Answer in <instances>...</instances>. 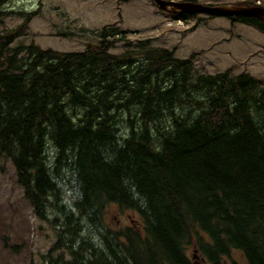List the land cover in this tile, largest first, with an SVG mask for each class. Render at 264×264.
Here are the masks:
<instances>
[{
    "label": "trees",
    "instance_id": "obj_1",
    "mask_svg": "<svg viewBox=\"0 0 264 264\" xmlns=\"http://www.w3.org/2000/svg\"><path fill=\"white\" fill-rule=\"evenodd\" d=\"M37 13L1 37L0 170L11 163L53 232L41 263L238 264L236 251L264 264V82L196 73V54L176 59L114 24L81 52L10 46ZM230 20L264 34L258 19ZM112 208L130 223L113 226Z\"/></svg>",
    "mask_w": 264,
    "mask_h": 264
},
{
    "label": "rangeland",
    "instance_id": "obj_2",
    "mask_svg": "<svg viewBox=\"0 0 264 264\" xmlns=\"http://www.w3.org/2000/svg\"><path fill=\"white\" fill-rule=\"evenodd\" d=\"M181 2L187 0H165ZM202 5H227L249 1L264 7V0H189ZM38 11L28 29L16 37L10 46L34 42L42 49L59 52H81L97 43L103 26L115 24L124 36L137 42L151 39V46L175 48L176 59H194L196 73L216 74L230 70L233 76L247 73L264 82V35L252 27L232 23L227 18L205 19L194 31L187 29L163 33V20L170 18L158 11L151 0H11L0 13V43L2 35L18 26L21 12ZM166 15V16H165ZM119 22L117 25L116 23ZM158 30L160 34L158 35ZM188 31V32H187ZM187 32V33H186ZM178 33V34H177ZM124 41H118L110 53H120ZM0 170V264H43L41 256L52 246L54 235L49 226L34 219L28 204L22 199L11 164ZM115 227L130 223L131 214L114 208L107 213ZM7 246L6 248L4 246ZM192 256V249L187 251ZM238 264H245L240 253H231ZM195 264H199L195 260ZM227 259L226 264H231Z\"/></svg>",
    "mask_w": 264,
    "mask_h": 264
},
{
    "label": "water",
    "instance_id": "obj_3",
    "mask_svg": "<svg viewBox=\"0 0 264 264\" xmlns=\"http://www.w3.org/2000/svg\"><path fill=\"white\" fill-rule=\"evenodd\" d=\"M158 9L167 11L173 15H196L204 14L212 17H238L248 16L264 21V8L249 6H204L191 2H168L164 0H153Z\"/></svg>",
    "mask_w": 264,
    "mask_h": 264
}]
</instances>
